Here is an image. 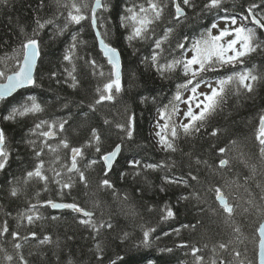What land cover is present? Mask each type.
Listing matches in <instances>:
<instances>
[{
  "label": "trees",
  "instance_id": "1",
  "mask_svg": "<svg viewBox=\"0 0 264 264\" xmlns=\"http://www.w3.org/2000/svg\"><path fill=\"white\" fill-rule=\"evenodd\" d=\"M134 2L147 6V0ZM194 2L197 5L195 11L199 12L206 0ZM250 2L251 0H224L225 7L229 9L247 6ZM41 3L43 7H40ZM70 3H77L78 6L81 3L89 5L87 9H81L82 14L89 19L81 21L79 25L70 24L63 35L55 36L54 33L63 27L67 17L69 9L65 5ZM92 3L94 0H9L7 7L0 6V70H6L10 74L16 67L21 43L25 35L32 34L37 19L41 22L53 20V24L47 25L41 33L44 51L50 53L47 60L56 62L63 51L64 42H70L73 33H77L78 39L84 43L78 45L77 59L73 62L78 81L76 88H70L63 82L57 85L55 81L50 82L45 78L42 88L36 90L38 101L44 108L38 119L72 117L65 131H58L57 136L48 143L58 144L60 139L67 138L70 146L81 147L86 144L91 127L96 126L97 120L102 124L104 118L122 119L125 107L134 111L139 118L140 127L134 136L135 143L124 145L120 163L114 166V171L110 174L113 189L100 186V180L104 178L102 162L86 167L97 156L94 147H84L83 158L78 157V167L85 172L87 187L79 182L78 174L73 173L71 194L65 190L61 199L58 186L54 182H50L45 190L43 182L25 178L26 171L34 167V158L31 155V146L26 142L21 143L19 135L27 133L37 117L21 118L19 122L6 124L9 135L16 137L10 142L12 158L24 162L14 163L10 169L8 178L11 181L14 173L19 179L17 184H5L4 173L0 172V225L7 221L10 230L19 233L15 240L10 234L0 236V264H22L21 256L27 264H69V261L71 264H96L93 257L96 243L104 246L102 258L105 264H109L110 258H115L116 255L124 257L125 254H137L135 245L142 239V232L138 227L140 218L156 224L159 219L158 210L165 203L173 207L176 218L161 223L155 234L161 236V239L150 249L140 248L139 254L171 258L172 264H197L191 251V246H195L199 249L197 255L202 257L203 264H213L214 261L215 264H221L222 261L223 264H257V230L264 222V153L261 152V145L255 135L259 117L264 114V51L253 53L244 65L258 76V80L252 82L254 92L248 94L244 89L237 91L236 86H231L222 107L206 122L205 127L190 137H185L181 132L175 141L176 151L165 152L154 136L153 119L158 105L161 102L167 103L175 85L184 81L182 70L172 72L170 79H162L151 66L150 59L147 66L141 63L142 57H150L149 45L152 41L133 42L130 47L122 38L121 34L127 33L125 29L118 27V19L110 11L101 13L106 19L105 27L111 30L107 42L122 53V91L113 101H105L97 106L99 110L93 113L88 105L98 98L97 88L103 89V84L109 81L111 67L99 51L93 34L90 20ZM115 3L116 0H112V4ZM163 3L166 7L162 21L156 26V38L163 37L167 27H174V33L164 43L166 49L174 48L177 40L184 35H199L200 29L197 25L206 22L204 17L197 19L193 10L183 5V0H176V3L185 7L189 19L174 25V5L171 0H163ZM21 27L24 32L20 31ZM192 29L196 31L193 32ZM259 35L264 39V33ZM134 49L136 55H133ZM86 59H95L100 66L95 69V75L93 68L85 63ZM68 67L71 69L73 65L69 64ZM235 70L241 69L237 67ZM100 72L104 75L101 76ZM61 79L63 81V77ZM161 86L163 92L159 91ZM151 89L157 91L149 92ZM186 94L188 93L184 95ZM141 95L148 97L147 104L140 102ZM153 96L157 99L155 104ZM65 104L68 105L67 108L64 107ZM182 106L184 105H180V110ZM3 107L0 104V108ZM214 129L220 130L215 137L211 135ZM30 138L37 139L35 136ZM113 140L119 142L115 135L110 140L105 139L104 149L110 150L114 147L111 142ZM221 147L226 149L223 155L218 151ZM57 155L59 160L56 159ZM70 157V148L61 147L57 153H50L45 149L42 158L46 169H59L60 165L70 166ZM123 157L140 159L141 166L137 169L129 168ZM220 158L228 160L226 167H219ZM198 160L200 163H197ZM147 163L167 167L152 170L143 167ZM121 172L125 173L124 178H121ZM189 174L198 179L191 180ZM47 175L51 177L52 172H47ZM165 176L188 179V184L185 186L166 183ZM217 186L232 205L230 216L220 211L215 201L214 189ZM12 188L18 189L15 197L10 195ZM162 188L164 191H161ZM182 196L187 199H179ZM73 197L78 204L94 212L97 222H112L113 229H101L100 237L93 239L89 235L91 229L85 230L73 223V214L70 211L54 212L50 208L40 209L46 219L33 225H29L26 218L23 221L18 219L30 204H36L37 201L51 198L57 202H72ZM149 208L152 209L151 212L148 211ZM130 211H134L136 215L128 214ZM52 215L60 217L58 223L51 220ZM184 224L195 227L181 228L178 237L174 234L162 236L163 231H170ZM30 232H36L37 238H31ZM125 232L129 233L126 240L121 239ZM44 235H48L51 242L41 245L39 241ZM20 237H28L27 242ZM153 239L155 240V236ZM15 243H20L22 247L16 249ZM180 243L189 247L177 248L176 245ZM221 243L227 247L221 249ZM161 247L173 248V252L160 253ZM5 255H11L13 259L8 261Z\"/></svg>",
  "mask_w": 264,
  "mask_h": 264
},
{
  "label": "snow or ice",
  "instance_id": "2",
  "mask_svg": "<svg viewBox=\"0 0 264 264\" xmlns=\"http://www.w3.org/2000/svg\"><path fill=\"white\" fill-rule=\"evenodd\" d=\"M175 9V16L172 23L174 25L180 22L187 21L189 17L186 14L185 7L191 8L197 19L204 17L205 23L198 24L200 29L199 35L190 37L184 35L182 39H178L174 48H165L164 43L168 41L170 35L174 33V27H167L164 30V35L161 38H156L157 23L163 19V10L166 5L163 0H147V6L140 3L137 4L134 0H116L113 5L112 0H94L90 6V20L92 29L95 31V39L99 45L100 52L106 59L107 64L111 67L110 78L107 83L103 84V89L97 88L98 98L89 104V109L95 113L98 111L97 106H101L103 102L113 101L122 91L121 85V68H122V53L121 51L110 44L108 37L110 29L105 27L106 19L101 13L111 12V15L118 19L119 28L125 29L127 34H121L124 41L131 47L133 42H148L151 54L141 58V63L146 66L151 62V66L156 70L162 79H170L171 73L176 70H182L185 77L182 83L175 85V90L170 92L167 103H160L157 107V114L153 119L155 132L154 136L160 148L165 152H175V141L179 138L182 132L185 137H190L194 133L200 132L205 127L206 122L220 109L225 101L227 91L231 86H236L237 91L244 89L248 94L254 92V84L252 82L258 80V76L253 74L252 69L244 67L245 61L253 53L264 51V39H261L260 33H264V0H251L247 6L241 5L239 8L231 9L225 7L224 0H206L200 7L199 12H196L197 7L194 0H183L182 7L176 0H171ZM9 0H0V6L7 7ZM40 7H43L41 3ZM68 8L67 17L63 27L57 29L55 36L63 35L70 24L79 25L81 21L89 19L82 14L81 9H87L89 5L81 3H70L65 5ZM238 21L241 23L238 24ZM53 20L40 19L35 21V27L30 36L25 35L20 47V58L17 60L16 67L11 70L10 74L6 70H0V104L4 107L0 108V172L4 173L3 182L5 184H17L19 179L12 174L11 181L9 173L14 163H23L24 161L13 160V152L10 147V142L15 140V136L9 135V128L6 124L19 122L21 118L37 117L33 124L28 128L27 133L19 135V141L31 146V155L34 158V167L32 170L26 171V179H36L43 182L45 190L48 189L50 182H54L58 186V193L63 199L65 190L71 194L73 188V176L75 173L79 176V182L87 187L88 181L85 172L78 167V157L83 158L84 147H94L97 159H92L86 167H92L98 162H102V171L104 178L100 180V186L105 189H113L110 174L114 171V166L120 163V158L123 155L124 145H132L135 143L134 136L137 129L140 127L139 118L135 112L125 107V113L122 119L111 120L104 118L102 124L97 120L96 126L91 127L90 136L87 138L86 144L81 147H72L67 141V138L59 140L58 144H50L49 140L57 136V132H64L66 125L70 124L72 117H61L52 120L38 119L39 114L44 111L42 104L38 101L36 90L42 88V81L47 78L50 82L55 81L57 85L62 82L70 88L77 87V75L74 66V60L77 59L78 45L83 44V41L78 39V34L71 35L70 42L65 41L64 48L59 58L54 63L47 60L50 53L44 51L43 37L41 33L47 25L53 24ZM221 22L223 27H221ZM100 29H104L101 31ZM24 32V28H20ZM193 32L196 29H192ZM133 55H136V50H133ZM83 59V57H80ZM161 61H164L163 63ZM85 63L95 69L100 67L95 59H86ZM73 67L69 69L68 65ZM239 67L241 70L236 71ZM228 73V74H222ZM103 76L104 73L100 72ZM63 77V81L62 78ZM201 85H204L207 91H198ZM156 92V89L148 90ZM163 92V86L159 89ZM185 93H189L185 98ZM140 102L147 104L148 97L141 95ZM135 103V101H134ZM153 103H157V99L153 96ZM180 105H186V111H183V121L178 122L180 114ZM68 107L67 104L64 105ZM79 107V106H78ZM219 129H214L211 133L213 137L219 134ZM115 135L119 142L111 141L115 146L109 149H104V140H110ZM31 136L37 137L36 140L31 139ZM255 139L261 145V152L264 153V114L259 117V126L256 130ZM69 149L71 151L70 166L60 165L59 169L49 167L45 168V161L42 158L45 154V149L50 153H57L60 148ZM221 155L225 154L226 149L221 147L218 149ZM59 160V156L56 157ZM129 168L137 169L141 166V160L128 157H123ZM38 161V162H35ZM197 163H200L198 160ZM228 165V160L225 158L219 159V167L224 168ZM143 167L155 170L157 168L167 167L154 163L144 164ZM66 168V172H65ZM23 171V170H22ZM51 171L52 176L47 175ZM121 178H124L125 173H120ZM190 175L191 180H197L194 175ZM165 182L169 184H184L187 186L188 179L184 178H169L165 176ZM161 191H164L162 188ZM18 189L12 188L10 195L15 197ZM215 201L219 205V210L226 216L232 214V205L225 196L222 189L217 186L214 189ZM37 195H39L37 193ZM179 199H187L180 197ZM70 210L72 221L78 227H83L85 230L91 229L89 235L93 239H97L101 235V229H113V223L110 221L97 222L94 218V212L87 210L76 202L73 197L72 202H57L54 199L37 201L36 204H30L27 210L18 216L20 221L25 218L29 225H33L37 221H43L46 217L40 209ZM152 211L151 208L148 209ZM159 219L156 224L140 218L138 227L142 232V239L135 245L137 254H125L124 257L116 255L115 258H110L109 264H172L171 258L165 259L163 256L151 257L148 255L139 254V249H150L156 241L161 239V236L155 235L157 228L161 223L174 220L176 213L172 206L168 203L159 209ZM128 214L135 216L134 211ZM51 220L59 222L60 217L51 216ZM199 223V222H198ZM195 227L184 224L173 228L170 231H163L162 236L168 237L172 234L177 237L180 235L181 228ZM260 239L258 245V264H264V224L260 225L257 230ZM10 234L15 240L19 233L11 231L7 221L0 225V236ZM30 237L37 238L36 232H30ZM129 233L125 232L121 239L126 240ZM155 236V240L153 237ZM27 242L28 237H20ZM73 239V237H68ZM50 237L44 235L39 241L41 245L50 243ZM15 248L20 249L22 245L15 243ZM177 248H187L189 245L180 243ZM221 249L227 246L223 243L219 245ZM131 251V249H129ZM191 251L197 264H203L201 256L197 255L199 249L191 246ZM104 246L102 243H96L93 257L96 264H105L102 258ZM160 253H172L173 248L161 247ZM239 253H237V256ZM5 259L11 261V255H5ZM22 264H27L24 257L21 256ZM71 264V261H69ZM215 264V261L213 262ZM223 264V261L221 262Z\"/></svg>",
  "mask_w": 264,
  "mask_h": 264
},
{
  "label": "rangeland",
  "instance_id": "3",
  "mask_svg": "<svg viewBox=\"0 0 264 264\" xmlns=\"http://www.w3.org/2000/svg\"><path fill=\"white\" fill-rule=\"evenodd\" d=\"M238 24H239V23H238ZM221 27H223V23H221ZM207 90H208V89H207L205 86H202V87H200V89H198V91H207ZM185 98H187V96H186ZM183 111H186V105H184V106L182 107L181 114H180V118L183 117V116H182Z\"/></svg>",
  "mask_w": 264,
  "mask_h": 264
},
{
  "label": "water",
  "instance_id": "4",
  "mask_svg": "<svg viewBox=\"0 0 264 264\" xmlns=\"http://www.w3.org/2000/svg\"><path fill=\"white\" fill-rule=\"evenodd\" d=\"M94 34H95V31H94ZM97 45H98V43H97ZM98 49H99V45H98ZM99 51H100V49H99ZM102 54V53H101ZM121 73H122V68H121ZM52 210V209H51ZM53 211V210H52ZM60 211H65V210H58V212H60ZM70 211V210H69ZM262 224H264V222L262 223ZM261 224V225H262ZM260 227V226H259ZM257 236H258V239H259V242H260V237H259V235H258V232H257ZM258 245H259V243H258ZM257 264H258V247H257Z\"/></svg>",
  "mask_w": 264,
  "mask_h": 264
},
{
  "label": "bare ground",
  "instance_id": "5",
  "mask_svg": "<svg viewBox=\"0 0 264 264\" xmlns=\"http://www.w3.org/2000/svg\"><path fill=\"white\" fill-rule=\"evenodd\" d=\"M93 34H94V31H93ZM94 37H95V34H94ZM172 45V44H171ZM98 47V46H97ZM136 178V177H135ZM50 194V193H49ZM118 198V197H117ZM66 211V210H65ZM69 211V210H68ZM54 212H58V211H54ZM61 212V211H60ZM63 212V211H62ZM63 218V217H62ZM125 218V217H124ZM199 219V218H198ZM67 225V224H66ZM63 228V227H62ZM38 229V228H37ZM184 237V236H183ZM79 238V237H78ZM193 241V240H192ZM259 241V239H258ZM259 243V242H258ZM207 251V250H206ZM121 253V252H120Z\"/></svg>",
  "mask_w": 264,
  "mask_h": 264
}]
</instances>
